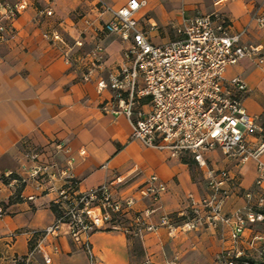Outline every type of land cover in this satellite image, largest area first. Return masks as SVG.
<instances>
[{
	"label": "crops",
	"instance_id": "obj_1",
	"mask_svg": "<svg viewBox=\"0 0 264 264\" xmlns=\"http://www.w3.org/2000/svg\"><path fill=\"white\" fill-rule=\"evenodd\" d=\"M2 1L26 7L12 23L10 39L0 44V206L5 212L0 219V264H44L45 254L51 256L53 264H90L88 253L73 241L66 227L58 237L42 239L34 234L51 226L59 210L56 192L39 188L30 179L25 183L13 181L15 177H28L23 171V165L29 164L24 154L33 148L42 150V160L57 162L61 168L73 159L81 191L122 177L125 182L114 185L117 199L137 196V189L156 175L167 190L152 222H158L162 214L177 217L178 223L193 217V204L208 195L204 171L189 157H172L146 147L132 138L131 125L124 115L113 116L102 109L112 92L99 91L97 81L116 71L128 45L120 37L102 32L112 18L102 3L119 9L130 0ZM139 1L145 3L136 15L139 28L149 31L155 44L176 39L177 28L186 16L204 14L220 15L230 34L244 33L242 44L264 46V29L254 19L256 14L264 15V0ZM54 32L61 34L62 41L46 38ZM98 42L105 49V67L86 82L83 75L91 63L88 53ZM67 53L72 56V64L65 60ZM226 77H240L246 82L249 92L243 95V105L249 114L259 117V123L264 122L263 69L244 59L229 66ZM58 143L65 148L56 150ZM207 158L212 168L229 170L238 183L235 191L229 192L226 215L249 204L246 193L259 196L255 160L239 164L228 160L220 149ZM185 160L195 164L191 166ZM193 168L200 173V180H195ZM149 205V200L140 201L137 208L143 210ZM256 235L264 237V223L248 224L238 245L231 238V227L223 223L189 232L171 233L161 228L145 233L142 239L120 232H96L91 243L97 264H131L133 239L141 243L143 261L148 259L152 264H196L198 260L221 264L218 255L235 247L244 252L245 259L251 256L260 260L263 241L254 242ZM39 242L41 249L26 263Z\"/></svg>",
	"mask_w": 264,
	"mask_h": 264
},
{
	"label": "built area",
	"instance_id": "obj_2",
	"mask_svg": "<svg viewBox=\"0 0 264 264\" xmlns=\"http://www.w3.org/2000/svg\"><path fill=\"white\" fill-rule=\"evenodd\" d=\"M144 5L139 0H130L124 7L114 9L102 3L103 9L112 15L102 32L116 35L128 44L116 71L97 81L99 91L112 92V98L102 104V109L113 116L124 115L131 125L132 138L146 147L168 152L172 157L193 159L205 173L208 195L199 204H193L190 219L176 223L171 215L162 214L154 223L151 218L161 208L160 202L167 190L158 176L149 177L137 189V196L117 199L114 185L123 184L122 177L81 191L73 159H68V166L61 168L57 162L42 160L41 149H30L24 154L29 164L23 165L28 177H15L13 181L25 183L30 179L39 188L56 192L55 205L59 210L51 226L34 234L42 239L58 237L66 227L73 241L88 253L90 264L98 263L91 243V236L96 232H120L142 239L145 233H156L161 228L171 233L189 232L203 225L217 227L223 223L231 227V238L238 245L248 224L264 223V131L259 117L249 114L243 105V95L249 92L246 82L240 77H226L227 68L244 59L254 61L264 71V46L242 44L244 33L230 34L220 15L204 14L186 16L177 28L176 39L155 44L148 36L149 31L140 29L136 19ZM25 7L0 0V44L10 39L12 23ZM254 19L264 29V15L256 14ZM153 29L152 26L150 31ZM45 36L55 42L62 41L57 32ZM76 44L83 46L82 42ZM88 56L91 63L83 75L86 82L105 67V49L101 42ZM65 60L68 64L73 62L69 53ZM55 148L65 147L58 143ZM216 149L239 164L257 162L259 196L255 198L252 192L246 193L249 204L232 215L224 213V206L230 190L235 191L238 183L229 170L209 165L207 155ZM84 154L82 150L81 155ZM145 200L150 205L138 209L137 204ZM4 216L0 206V219ZM255 241H263L259 248L260 262L255 264H264L263 235H256ZM37 249H41V242L29 253L26 263L34 258ZM217 261L253 264L236 247L223 251ZM44 264H53L48 254L44 255ZM141 264L152 263L146 259Z\"/></svg>",
	"mask_w": 264,
	"mask_h": 264
},
{
	"label": "rangeland",
	"instance_id": "obj_3",
	"mask_svg": "<svg viewBox=\"0 0 264 264\" xmlns=\"http://www.w3.org/2000/svg\"><path fill=\"white\" fill-rule=\"evenodd\" d=\"M260 125L264 131V122H260ZM193 175L195 177V180H200L201 175L200 173L197 171L196 168H193ZM174 221L176 223H178L177 221H179L180 219H178L177 217H173ZM177 220V221H176ZM140 247H141V243L140 241L133 239L131 240V250H132V258H131V264H141L142 261L144 260V257L140 254H138L140 252ZM248 259H251L257 263L260 262V260H256L254 258H252L251 256H249ZM196 264H207V262L203 261V260H198Z\"/></svg>",
	"mask_w": 264,
	"mask_h": 264
},
{
	"label": "trees",
	"instance_id": "obj_4",
	"mask_svg": "<svg viewBox=\"0 0 264 264\" xmlns=\"http://www.w3.org/2000/svg\"><path fill=\"white\" fill-rule=\"evenodd\" d=\"M184 162H187V163H189L191 166L193 165V164H195L194 163V161H184ZM15 176H13V178H14ZM138 254H140V255H144V253H143V250H142V248L140 247V252L138 253ZM245 260H248V261H250L251 263H253V264H255L256 262L255 261H253V260H251V259H245Z\"/></svg>",
	"mask_w": 264,
	"mask_h": 264
}]
</instances>
